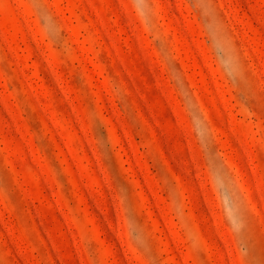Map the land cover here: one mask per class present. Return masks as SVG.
Segmentation results:
<instances>
[{
  "label": "rangeland",
  "instance_id": "obj_1",
  "mask_svg": "<svg viewBox=\"0 0 264 264\" xmlns=\"http://www.w3.org/2000/svg\"><path fill=\"white\" fill-rule=\"evenodd\" d=\"M0 264H264V0H0Z\"/></svg>",
  "mask_w": 264,
  "mask_h": 264
}]
</instances>
